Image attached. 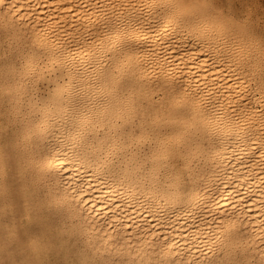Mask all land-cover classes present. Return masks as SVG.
<instances>
[{"label": "bare ground", "instance_id": "6f19581e", "mask_svg": "<svg viewBox=\"0 0 264 264\" xmlns=\"http://www.w3.org/2000/svg\"><path fill=\"white\" fill-rule=\"evenodd\" d=\"M195 1L0 0L58 69L29 163L98 264H264V62Z\"/></svg>", "mask_w": 264, "mask_h": 264}, {"label": "rangeland", "instance_id": "374dc122", "mask_svg": "<svg viewBox=\"0 0 264 264\" xmlns=\"http://www.w3.org/2000/svg\"><path fill=\"white\" fill-rule=\"evenodd\" d=\"M192 4H202L210 10L211 18H218L213 22L215 30L231 27L235 34L249 40L264 62V0H198ZM9 34L0 26V264H98L83 238H77L70 223L59 217L63 206L52 200L46 179L29 163L34 153L35 157L46 153V148H36L26 129H35L44 117L54 87L52 77L58 69L43 67L25 76L32 55L25 47H18L15 36ZM260 75L264 81V67ZM80 102L81 98H75L74 107ZM148 141L153 144L154 138ZM195 178L197 175L184 180L187 185L195 184Z\"/></svg>", "mask_w": 264, "mask_h": 264}]
</instances>
